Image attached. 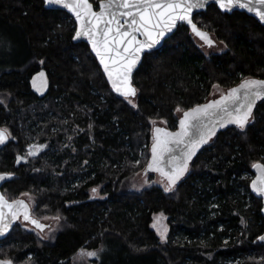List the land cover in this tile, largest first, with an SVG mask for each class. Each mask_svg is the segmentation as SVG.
Wrapping results in <instances>:
<instances>
[{
    "label": "trees",
    "instance_id": "1",
    "mask_svg": "<svg viewBox=\"0 0 264 264\" xmlns=\"http://www.w3.org/2000/svg\"><path fill=\"white\" fill-rule=\"evenodd\" d=\"M194 21L226 49L206 54L180 23L162 47L145 53L129 103L89 45L75 40L76 22L65 10L44 0H0V33L12 47L0 50V127L11 132L0 173H14L2 192L10 200L31 194L39 219L60 217L48 239L16 223L0 240V260L73 264L81 248H103L99 264H264L263 201L250 189L254 164H264V100L247 128L218 131L173 191L130 185L150 161L152 121L176 130V108L203 104L214 85L264 79L259 20L210 4ZM38 140L48 148L17 163ZM158 212L168 216L166 240L151 226Z\"/></svg>",
    "mask_w": 264,
    "mask_h": 264
},
{
    "label": "snow or ice",
    "instance_id": "2",
    "mask_svg": "<svg viewBox=\"0 0 264 264\" xmlns=\"http://www.w3.org/2000/svg\"><path fill=\"white\" fill-rule=\"evenodd\" d=\"M46 2L50 5H63L75 15L79 28L74 38L87 37L113 89L129 103L137 95V89L132 83V72L140 54L159 43L160 38L175 28L178 21H186L192 32L208 47L215 44L210 34L198 27L192 19L194 9L204 8L207 0H98L99 11L93 10L90 0ZM216 2L223 10L231 11L233 7L239 6L264 20V0ZM140 36L144 39H139ZM39 75L45 76L43 72ZM33 84L35 85V79ZM258 100H264V79L250 78L227 90L219 99L197 104L187 111L177 107V112H183L179 129L173 132L167 127L154 128L151 160L147 168L159 172L165 178V191H173L177 182L189 171L190 162L199 147L215 136L218 126L234 124L243 130L255 121L253 110ZM152 123L155 125L156 121ZM10 136L11 132L7 128H0V144H4ZM46 147L47 145H29L26 155H18L16 162L37 156ZM255 166L264 169V164ZM13 176L14 173L10 172L0 173V182ZM252 188L264 196V180H261L259 186L254 180ZM92 192L97 193V189H92ZM21 217L41 231L50 227L32 216V209L24 199L9 201L0 193V236H4ZM53 219L58 221L60 217ZM155 226L154 224L153 227ZM160 237L161 240L167 239L166 227L160 231ZM259 240L264 241V236L259 237ZM80 255L98 257L99 253L81 248ZM0 264H14V261L2 259Z\"/></svg>",
    "mask_w": 264,
    "mask_h": 264
},
{
    "label": "rangeland",
    "instance_id": "3",
    "mask_svg": "<svg viewBox=\"0 0 264 264\" xmlns=\"http://www.w3.org/2000/svg\"><path fill=\"white\" fill-rule=\"evenodd\" d=\"M213 33V32H212ZM213 36L215 37L216 41L215 44L212 47H208L207 45H205V43L199 39H196L197 44L202 48V50L206 53V54H211V53H215V52H221L224 51L226 49V45L219 39L216 38L215 34L213 33ZM9 46V47H8ZM7 48H9L11 50V46H10V41L5 37L4 32L3 34L0 33V50L4 51V49L6 51ZM227 87H223L221 85H214L212 88V91L209 95V98H215L218 97L220 95H222L225 91H226ZM4 100V98L2 97V95H0V102H2ZM178 116L181 117L183 115V112H177ZM168 125L164 123V121L162 120H157L156 124L154 125L155 127H167ZM38 142L40 144L45 143L42 141H35ZM48 148V144L47 147ZM151 184H158L160 186H162L165 189V184H166V180L163 176H161V174L159 172L156 171H152V170H147V171H139L137 174H135L133 176V178L130 181V185L132 188L134 189H142L146 186H149ZM94 196H99L98 190L97 193L94 194ZM21 197L26 198L29 203L31 204L32 208L35 205V198L30 194L29 196H24L22 195ZM166 217V219H165ZM54 217H48L45 216L44 218H41V220L45 223L48 224L50 227L45 228L43 231H40L34 227H32L29 224H25V223H21L23 226H25L26 228H28L29 230H34L38 235H40L41 237H43L44 239H48L52 233V231L58 227V225L60 224V220H55L53 219ZM156 225L155 227H153V225ZM151 226L153 229L156 230V232L159 234L160 236V231H163L164 228H167V235L169 233V223H168V216L164 213V212H158L155 213L153 216V220L151 223ZM158 229L160 231H158ZM87 251H97L99 253L98 257H82L80 255V251L78 253H76V255L73 257V264H99L100 260L102 259V254H103V248L100 249H91ZM95 259L98 260L97 263H95Z\"/></svg>",
    "mask_w": 264,
    "mask_h": 264
},
{
    "label": "water",
    "instance_id": "4",
    "mask_svg": "<svg viewBox=\"0 0 264 264\" xmlns=\"http://www.w3.org/2000/svg\"><path fill=\"white\" fill-rule=\"evenodd\" d=\"M44 1H45V6H46L47 8H51V9H62V10H65L68 14H70V15L74 18V20H75V22H76V30H75V33H76V31H77L78 28H79V22L76 20L75 15H74L71 11H69L67 8H65L63 5H50V4H48V3L46 2V0H44ZM90 2L93 4V10H94V11H99V6L96 7L95 4H94L91 0H90ZM210 4H216V5L219 7V5L217 4L216 0H207V4H206V6H205L204 8L194 9V11H193V15H192V19H193V21H194V16H195V14L198 13V12H201V11L206 10ZM219 9H221V8L219 7ZM221 10L224 11V12H232V11H234V10H239V11L245 12V13H247V14H249V15L255 17L257 20H259V22H261V24L264 25V20H261V19L259 18V16H257L254 12H250V11H248L246 8H242V7L236 6V7H233L231 11H226V10H223V9H221ZM194 22H195V21H194ZM180 23H186V24H187L186 21H178L177 24H176V27H175V28H173L170 32L165 33V35H164L162 38H160L159 43L155 44V45H154L152 48H150V49H145V51L142 52V53L140 54V59H139V61L137 62L136 67L133 69V72H132V83H133V76H134V73L136 72V70L138 69V67L140 66V64L142 63L145 53L148 52V51L156 50V49H159L160 47H162V45L164 44L165 40H166L168 37H170V36H171V35L177 30V28H178V26H179ZM195 23H196V22H195ZM187 25H188V24H187ZM197 25H198V24H197ZM188 26L190 27V25H188ZM198 27H199V25H198ZM201 29H202V28H201ZM190 30H191V27H190ZM202 30L208 32V33L210 34V36H211V33H210L209 31L204 30V29H202ZM191 33L193 34V36H194L195 38H200V37L196 36V35L192 32V30H191ZM74 37H75V35H74ZM139 39L143 40L144 37H143V36H140ZM75 40H76V41H84V42H86V43L89 45V47H90L92 53H93L94 56L96 57L98 63L100 64V66H101V68H102V70H103V65L100 63V59H99V57L96 55L95 51L92 49L91 42L87 39V37L75 38ZM103 73L105 74L108 83L110 84L111 88L113 89V87H112V83H111V81L108 79V76H107V74L104 72V70H103ZM247 79H250V78H247ZM251 79H263V78H251ZM244 80H245V79H244ZM241 83H242V81L239 82L238 84H236L235 86H232L231 88H233V87H237V86L240 85ZM133 85H134V83H133ZM134 87H135V85H134ZM135 88H136V87H135ZM113 91L116 92L114 89H113ZM116 93H117V92H116ZM117 94L120 95L119 93H117ZM120 96H121V95H120ZM135 97H136V96H135ZM220 97H221V96H220ZM220 97H218V98H216V99H219ZM133 98H134V97H133ZM212 100H214V99H212ZM212 100H208L207 102H204L203 104L208 103V102H210V101H212ZM261 101H262V100H258L257 103H256V106H257V104H258L259 102H261ZM255 109H256V107L254 108L253 113H254ZM186 111H187V110H186ZM182 116H183V115H182ZM182 116H181L180 118H182ZM229 125H232V124H228L227 126H229ZM227 126H226V127H227ZM0 128H2V127H0ZM223 128H225V127H219V126H218L216 133H217L218 131H220L221 129H223ZM178 129H179V126H178V128H177L176 130H170V131L175 132V131H177ZM215 135H216V134H215ZM213 137H214V136H213ZM213 137H212V138H213ZM9 138H10V137H9ZM212 138H211V139H212ZM211 139H210V140H211ZM8 140H9V139H8ZM8 140H7V141H8ZM210 140H209V141H210ZM7 141H6L4 144H0V149H1V148L7 143ZM209 141H208V142H209ZM206 144H207V143H206ZM204 145H205V144H203V145H201V146L199 147L198 151H197L196 154L193 156L191 162L193 161V159L195 158V156L200 152V150L202 149V147H203ZM150 160H151V157H150ZM191 162H190V164H191ZM261 164H263V163H261V162H257V163H255L254 166H253L254 176H253V178H252V180H251V183H250V189H251L252 193H253L255 196H257L258 198L262 199V201H263L262 214L264 215V196L258 194V193H257L256 191H254L253 188H252V182H253L254 180L257 181V185H258V186H259L261 180H264V169H262V168H258V167L255 166V165H261ZM189 166H190V165H189ZM147 170H149V169L146 167L145 171H147ZM152 171H153V170H152ZM2 173H5V172H2ZM8 180H9V179H7V180H5V181H3V182H0V193H3V192H2V186H3L4 183L7 182ZM5 198L8 199L9 201L17 200V199H24L27 203H29V201H28L26 198H24V197H18V198H15V199L10 200V199L7 198L6 195H5ZM29 205H30V207H31V209H32V206H31L30 203H29ZM32 216H33L34 218H36V219H39V218H37L36 216H34L33 214H32ZM21 219L23 220L22 217H21ZM21 219H20V220H21ZM20 220L15 221V222L13 223L12 228H11V229H10V230H9L4 236H0V240L4 239V238L10 233V231L13 229V227L15 226V224L18 223ZM39 220H40V219H39ZM40 221H41V223H44L42 220H40ZM44 224H45V223H44ZM47 225H48V224H47ZM261 236H264V232H263L259 237H261ZM258 240H259V238H258ZM259 241L262 242V243H264V241H261V240H259Z\"/></svg>",
    "mask_w": 264,
    "mask_h": 264
},
{
    "label": "flooded vegetation",
    "instance_id": "5",
    "mask_svg": "<svg viewBox=\"0 0 264 264\" xmlns=\"http://www.w3.org/2000/svg\"><path fill=\"white\" fill-rule=\"evenodd\" d=\"M211 33V32H210ZM211 37H212V39L214 40V41H216V39H215V37L213 36V33H211ZM196 39H199L200 41H201V39L200 38H196ZM203 41V40H202ZM204 42V41H203ZM206 45V44H205ZM35 87L38 89V90H40V89H42V87H41V83H40V80H36L35 81ZM231 87H227L226 88V91L223 93V94H225L226 92H227V90H229ZM222 94V95H223ZM221 96V95H220ZM220 96H218V97H220ZM218 97H215V98H207V100H206V102L208 101V100H212V99H216V98H218ZM31 145H47V143H42V144H40V143H38V142H33ZM45 149V148H44ZM43 149V150H44ZM43 150H40L39 151V153L40 152H42ZM39 155V154H38ZM24 161H26V160H24ZM41 220V219H40ZM20 223H25V224H29V225H31L32 227H34V228H36V226L35 225H32L30 222H28V221H24V220H20L19 221ZM36 229H38V228H36ZM38 230H40V229H38ZM41 231V230H40Z\"/></svg>",
    "mask_w": 264,
    "mask_h": 264
}]
</instances>
